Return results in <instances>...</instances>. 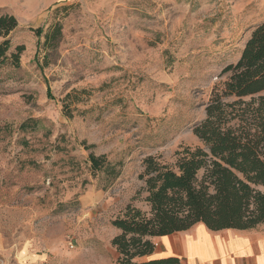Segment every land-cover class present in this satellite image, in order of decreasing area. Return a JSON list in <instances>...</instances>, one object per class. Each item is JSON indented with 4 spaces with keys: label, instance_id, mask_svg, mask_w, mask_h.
I'll return each mask as SVG.
<instances>
[{
    "label": "rangeland",
    "instance_id": "374dc122",
    "mask_svg": "<svg viewBox=\"0 0 264 264\" xmlns=\"http://www.w3.org/2000/svg\"><path fill=\"white\" fill-rule=\"evenodd\" d=\"M0 13L18 19L10 53L24 46L0 64V264H117L112 220L149 211L143 160L203 145L194 127L264 0H0ZM91 152L120 171L111 184Z\"/></svg>",
    "mask_w": 264,
    "mask_h": 264
},
{
    "label": "trees",
    "instance_id": "16d2710c",
    "mask_svg": "<svg viewBox=\"0 0 264 264\" xmlns=\"http://www.w3.org/2000/svg\"><path fill=\"white\" fill-rule=\"evenodd\" d=\"M18 25L15 15L0 13V64L20 63L24 46L10 53V34ZM36 32L41 36V29ZM222 74L228 76L214 89L206 117L194 127L203 145L178 151L173 164L152 155L143 160L139 179L149 211L129 204L112 220L120 230L111 241L117 264H184L177 256L137 259L155 251V237L198 223L218 231L264 222V22L252 31L239 60ZM88 161L93 175L104 173L109 184L120 174L106 155L91 152Z\"/></svg>",
    "mask_w": 264,
    "mask_h": 264
},
{
    "label": "crops",
    "instance_id": "0c3cea01",
    "mask_svg": "<svg viewBox=\"0 0 264 264\" xmlns=\"http://www.w3.org/2000/svg\"><path fill=\"white\" fill-rule=\"evenodd\" d=\"M119 233L115 228L111 241ZM153 241L155 251L138 261L177 256L184 264H264V222L250 229L218 231L198 223L185 231L155 237ZM112 248L117 258L118 252Z\"/></svg>",
    "mask_w": 264,
    "mask_h": 264
}]
</instances>
